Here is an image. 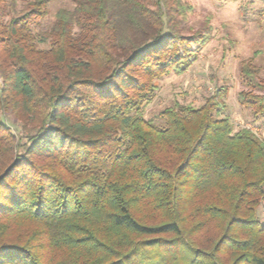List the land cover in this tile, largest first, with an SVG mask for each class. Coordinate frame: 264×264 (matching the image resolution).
<instances>
[{
	"label": "trees",
	"instance_id": "1",
	"mask_svg": "<svg viewBox=\"0 0 264 264\" xmlns=\"http://www.w3.org/2000/svg\"><path fill=\"white\" fill-rule=\"evenodd\" d=\"M52 1L0 0V264H264V140L220 117L222 90L144 115L208 40L181 33L191 7L75 0L39 39Z\"/></svg>",
	"mask_w": 264,
	"mask_h": 264
},
{
	"label": "rangeland",
	"instance_id": "2",
	"mask_svg": "<svg viewBox=\"0 0 264 264\" xmlns=\"http://www.w3.org/2000/svg\"><path fill=\"white\" fill-rule=\"evenodd\" d=\"M31 1L6 0V3L22 15ZM184 2L192 13L186 18L175 15L181 33L187 37L203 34L208 40L198 51V61L186 73H172L157 81V97L145 108V118L163 125L159 115L165 109L177 103L199 108L207 98L222 90L220 117L229 118L236 131L248 128L264 140V118L256 117L238 102L241 92L254 91L247 81L253 79L264 84V0ZM75 7V0H53L48 6V16L33 25L34 33L39 39L48 37L56 26L58 11L72 12ZM49 42L40 43L39 47L49 49ZM245 69L249 71L246 73ZM3 119L18 136H24L22 124L11 113L4 114ZM260 216L264 223V203Z\"/></svg>",
	"mask_w": 264,
	"mask_h": 264
}]
</instances>
